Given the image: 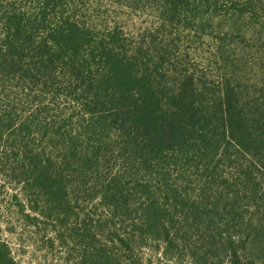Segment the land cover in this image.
I'll return each mask as SVG.
<instances>
[{
	"label": "trees",
	"instance_id": "1",
	"mask_svg": "<svg viewBox=\"0 0 264 264\" xmlns=\"http://www.w3.org/2000/svg\"><path fill=\"white\" fill-rule=\"evenodd\" d=\"M217 4L257 0H164L137 34L92 0H0V176L74 264H264V100L176 59L183 10Z\"/></svg>",
	"mask_w": 264,
	"mask_h": 264
},
{
	"label": "rangeland",
	"instance_id": "2",
	"mask_svg": "<svg viewBox=\"0 0 264 264\" xmlns=\"http://www.w3.org/2000/svg\"><path fill=\"white\" fill-rule=\"evenodd\" d=\"M92 2L95 13L90 11L91 14L120 21L134 34L160 15L164 4V0ZM217 6L215 11L195 5L183 10L181 17H195L192 27L199 32L180 31L176 38V59L181 60L182 67L206 75L210 80L231 79L246 99L264 100V0H257L254 13L239 14ZM88 209L91 211V205ZM21 211H32L21 186L0 176V237L9 244L17 264H74L78 248L61 242L51 222L34 224ZM77 212L70 221L82 217V207ZM140 253L152 260L148 264H157L158 253L149 249ZM183 264L194 263L185 257Z\"/></svg>",
	"mask_w": 264,
	"mask_h": 264
}]
</instances>
